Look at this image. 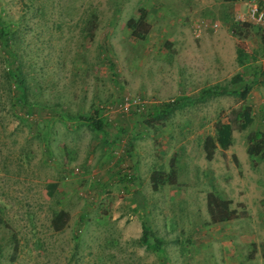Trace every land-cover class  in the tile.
Segmentation results:
<instances>
[{
  "label": "rangeland",
  "instance_id": "obj_1",
  "mask_svg": "<svg viewBox=\"0 0 264 264\" xmlns=\"http://www.w3.org/2000/svg\"><path fill=\"white\" fill-rule=\"evenodd\" d=\"M139 9L143 40L126 26ZM245 14L241 0H0V264H264V158L246 152L264 135V26ZM236 74L245 100L201 94ZM125 100L137 105L124 112ZM172 101V115L153 117ZM241 106L252 126L234 124L232 145L207 160L216 122ZM62 111L98 113L105 130ZM172 169L154 191L151 174ZM209 193L240 217L212 223ZM142 224L159 249L139 242Z\"/></svg>",
  "mask_w": 264,
  "mask_h": 264
},
{
  "label": "trees",
  "instance_id": "obj_2",
  "mask_svg": "<svg viewBox=\"0 0 264 264\" xmlns=\"http://www.w3.org/2000/svg\"><path fill=\"white\" fill-rule=\"evenodd\" d=\"M146 11L144 9L138 10L137 18L128 19L126 26L130 30V35L133 39L143 40L148 34L150 25L146 21ZM96 28V16L92 15V19L89 20V33H93ZM0 45L1 47L9 51L10 50V35L7 27L1 25L0 20ZM245 55L241 49H237V61L242 64L244 62ZM112 66V64H111ZM20 88H24V81L19 80ZM24 90V89H23ZM250 86L244 80L241 79L239 74L234 75L229 83L224 86L214 85L208 87L202 91V95H233L237 96L241 101L245 100ZM24 94V93H23ZM188 100V98H185ZM178 101L163 102L155 105L153 108V117L156 119H166L177 110ZM62 117L67 120H74L77 122H86L91 128L96 131L105 130L103 120L98 116V113L91 116H77L71 117L62 111ZM254 122L253 112L250 106H241L235 112L234 120L227 122L218 121L215 124L214 136H209L203 143L205 147V157L207 160H211L214 151L219 147L221 150H227L232 145V134L234 124H236L239 130H246L252 126ZM264 135L261 131H254L248 137V146L246 152L250 157L256 156L264 158ZM175 171L172 169L170 174H165L161 171H154L151 176L152 189L156 191L160 183L169 182L174 179ZM57 187L55 183H49L47 188L53 190ZM231 201L223 199L220 196L209 193L207 195V210L209 213L210 221L212 223L228 222L240 217V215L232 208H230ZM69 220V214L66 211L60 210L52 216L51 225L55 231H61ZM141 244H144L146 248H152L157 250L162 245L161 239L155 238L146 224H142V233L139 239ZM264 258V253L262 254Z\"/></svg>",
  "mask_w": 264,
  "mask_h": 264
},
{
  "label": "built area",
  "instance_id": "obj_3",
  "mask_svg": "<svg viewBox=\"0 0 264 264\" xmlns=\"http://www.w3.org/2000/svg\"><path fill=\"white\" fill-rule=\"evenodd\" d=\"M246 7V14L238 15V20L240 22L249 21L256 26H264V0H241ZM216 28L217 25H212ZM137 105L135 101L125 100L120 106L124 112H127L132 106ZM122 111V112H123Z\"/></svg>",
  "mask_w": 264,
  "mask_h": 264
},
{
  "label": "crops",
  "instance_id": "obj_4",
  "mask_svg": "<svg viewBox=\"0 0 264 264\" xmlns=\"http://www.w3.org/2000/svg\"><path fill=\"white\" fill-rule=\"evenodd\" d=\"M264 114V113H263ZM254 115H256V113H253V117H254ZM258 117H260V115L258 114ZM261 132H262V130H261ZM264 198V197H263ZM250 208V207H249ZM248 208H246V210H247ZM229 222V221H228Z\"/></svg>",
  "mask_w": 264,
  "mask_h": 264
}]
</instances>
